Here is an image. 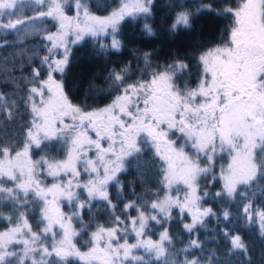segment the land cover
Wrapping results in <instances>:
<instances>
[{"label":"snow or ice","instance_id":"6c2138e0","mask_svg":"<svg viewBox=\"0 0 264 264\" xmlns=\"http://www.w3.org/2000/svg\"><path fill=\"white\" fill-rule=\"evenodd\" d=\"M20 3L0 0V17H9L0 27L51 18L56 30L45 32L46 55L30 73L26 121L13 124L20 102L0 91V264H217L215 252H190L202 247L198 238L177 250L166 227L175 218L195 234L216 215L202 205L209 195L202 180L222 182L215 197L246 199L244 218L258 223L264 237V208L253 207L248 191L264 180V0H225L219 9L217 0H167L161 6L167 31L191 30L197 15L214 13L230 21L222 40L163 62L154 61L152 51L134 52L108 70L106 88L89 85L111 97L97 107L73 103L65 91L71 45L86 35L108 36L110 43L100 49L120 52L121 24L138 18L142 32L154 36L156 0H117L103 16L93 14L87 0H31L35 15L12 20ZM53 144L56 154L48 151ZM145 148L152 152L148 159ZM224 154L228 162L217 175L216 160ZM130 158L155 170L159 186L124 203L121 218L109 187L115 185L122 198L119 174ZM93 201L111 210L110 226L86 222ZM222 215L230 217L227 210ZM156 226L161 230L153 239ZM224 236L230 251L252 264L242 237Z\"/></svg>","mask_w":264,"mask_h":264},{"label":"trees","instance_id":"16d2710c","mask_svg":"<svg viewBox=\"0 0 264 264\" xmlns=\"http://www.w3.org/2000/svg\"><path fill=\"white\" fill-rule=\"evenodd\" d=\"M25 5L19 8L17 16L32 17L35 15L34 6L31 0H24ZM71 2V0H70ZM90 10L95 15H107L112 7L116 6L117 0H87ZM167 0H156V9L154 16V27L156 34L148 36L142 32L143 20H126L121 24V30L118 34L124 47L120 52L112 50H101L100 44L110 43V37H92L84 38L76 44L71 45V54L69 63L63 74L65 91L72 99L73 103L88 105L91 107L103 106L111 97L107 92L97 94L95 91H89V85L94 84L97 87L106 88L104 83L108 70L113 66H120L130 61L135 52L137 55L142 51H152L154 61L163 62L171 54L193 55L201 45H211L222 40L224 32L230 23L228 18L218 16L214 13H201L193 21L191 30L180 29L175 33L167 31V23L162 22L166 16L167 10L161 6ZM195 3V0H192ZM225 0H217V8L223 5ZM232 4L236 0H230ZM72 15L74 10H67ZM19 16V17H20ZM28 25V30L17 26V29H6L0 27V91L7 93L11 99L20 102L19 115L13 121L14 125L22 124L28 119V115L23 104L26 96V89L30 87L29 79L32 69L40 67V58L46 55L45 45L48 43L43 39L44 32L54 28V23L50 18L37 19ZM149 23H153L150 20ZM41 26L43 28H41ZM62 51V50H61ZM195 63V61H191ZM42 69V77L44 75ZM197 70L192 69V80L196 79ZM60 79V75L57 74ZM5 130H10L7 127ZM56 144L50 145L48 151L56 154ZM145 159L152 156L149 148H145L143 154ZM59 158V157H58ZM227 155L217 157L215 171L219 174L221 165L226 161ZM127 171L119 174V180L124 185L122 198H117V187L111 185L109 194L114 204H116V215L123 218V205L129 200H135L138 196H145L156 191L158 188V177L155 170H149L142 161L137 158H130L127 165ZM202 187H206L209 195L202 200L203 207L212 208L215 216L206 218L203 227H198L195 234H189L184 231L178 219L166 225L174 237L175 247L177 250L183 249L191 238H198L202 247L199 249H190V252L197 257L208 256L215 252L217 264H245L247 257L238 252L230 251L228 239L224 232L239 234L250 249L252 264H262L264 257V237L260 236L259 226L256 222H248L244 218L243 204L248 201L239 194L235 199L229 200L222 197H215L213 194L221 189V181L209 182L201 181ZM244 186L239 188V192H244ZM249 193L254 208H264V180L258 181ZM162 194V189H161ZM86 195V193H82ZM65 211L68 210L65 205ZM229 211L230 217L225 220L222 212ZM130 214L135 212L129 210ZM111 210L105 206V202L93 201L91 216L86 213V222L91 219L93 224H105L110 226L109 217ZM174 217L176 210L173 211ZM190 219V218H189ZM79 225L77 224V227ZM161 229L159 226L153 229V239L158 238ZM86 239V237H84ZM78 243L82 246V240L78 238ZM140 254H144L140 250ZM146 255V254H144ZM183 259V256L179 257Z\"/></svg>","mask_w":264,"mask_h":264},{"label":"rangeland","instance_id":"374dc122","mask_svg":"<svg viewBox=\"0 0 264 264\" xmlns=\"http://www.w3.org/2000/svg\"><path fill=\"white\" fill-rule=\"evenodd\" d=\"M24 5H25V1L22 0V3H20V4L18 5L17 9L15 10L16 14H15L14 16L11 17L12 20H15V19L17 18V13H18L19 8L23 7ZM74 14H75V12H73L72 15H74ZM19 16H20V15H19ZM20 17H21V18H24V19L29 18V17H22V16H20ZM8 19H9V17H7V16L0 17V24H2V23H7V22H8ZM50 19H51V18H50ZM51 21H53V20L51 19ZM32 22L35 23L34 21H32ZM30 23H31V22H27L26 24H24V25H19V26H21L22 29H26V30H28V25H29ZM53 23H54V28H52V30H49L48 32H52V31H55V30H56V22L53 21ZM41 28H43V27L41 26ZM44 33H45V32H44ZM69 39H73V37H69ZM227 162H228V157H227L226 161L223 163V165H221V166H226V165H227ZM221 185H222V182H221Z\"/></svg>","mask_w":264,"mask_h":264}]
</instances>
